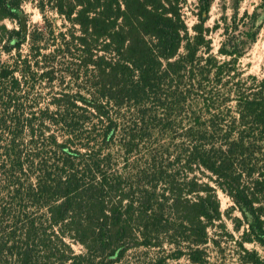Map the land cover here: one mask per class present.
Masks as SVG:
<instances>
[{"label": "trees", "instance_id": "1", "mask_svg": "<svg viewBox=\"0 0 264 264\" xmlns=\"http://www.w3.org/2000/svg\"><path fill=\"white\" fill-rule=\"evenodd\" d=\"M185 1L35 0L23 30L0 0V264H205L217 190L264 248V78L239 64L261 15L236 9L214 54L212 0L193 34Z\"/></svg>", "mask_w": 264, "mask_h": 264}, {"label": "rangeland", "instance_id": "2", "mask_svg": "<svg viewBox=\"0 0 264 264\" xmlns=\"http://www.w3.org/2000/svg\"><path fill=\"white\" fill-rule=\"evenodd\" d=\"M237 9V19L242 17L245 12L252 13L257 11L261 15V20L257 25H261V30L256 41L246 48L245 55L239 60L240 67L244 74L254 75L264 78V0H212L207 14L205 27L208 29L207 37L212 42V51L217 53L223 38V23L231 22ZM198 0H186L181 5V14L186 25L192 33V26L198 22ZM24 18L25 29L43 28L44 21L39 10L36 8L35 0H23L21 13ZM47 19L55 28L62 26V19L52 11L46 12ZM236 19V20H237ZM3 24L9 29H19V20H4ZM217 24L219 26L217 27ZM56 29V30H57ZM242 30L243 27L239 26ZM238 32V31H237ZM27 46L22 48L24 51ZM7 56L3 57L6 60ZM220 217L208 228V240L203 246L205 252V264H248L244 262V250L254 251L261 258H264V248L256 243H243L242 234L247 226L242 215L234 207L230 198L217 190ZM73 249L79 253L81 248L73 245ZM169 247H166V250ZM151 254V253H150ZM133 261V253L129 256ZM165 264H191L187 258L173 260L169 258Z\"/></svg>", "mask_w": 264, "mask_h": 264}, {"label": "water", "instance_id": "3", "mask_svg": "<svg viewBox=\"0 0 264 264\" xmlns=\"http://www.w3.org/2000/svg\"><path fill=\"white\" fill-rule=\"evenodd\" d=\"M19 17H20V20H21L22 28H23V30H25L26 26L24 24V18H23V16L21 14H19Z\"/></svg>", "mask_w": 264, "mask_h": 264}]
</instances>
